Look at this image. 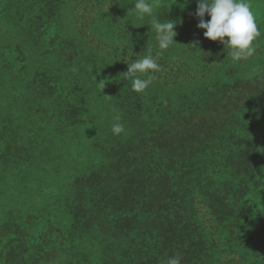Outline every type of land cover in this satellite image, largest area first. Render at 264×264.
Here are the masks:
<instances>
[{
  "label": "rangeland",
  "instance_id": "374dc122",
  "mask_svg": "<svg viewBox=\"0 0 264 264\" xmlns=\"http://www.w3.org/2000/svg\"><path fill=\"white\" fill-rule=\"evenodd\" d=\"M1 1L8 13L0 14V49L9 43V48L4 49L5 55L13 59L19 49L25 58L15 60L12 71L18 73H13L17 78L10 74V88L0 85V105H4L1 95H10V111L17 106L15 114L23 102L17 90L25 89L22 77L30 78L32 69L44 58L29 37L19 38L10 32L11 20L23 15L22 7L26 8L30 0H24L23 6V0ZM149 2L157 5L154 14L161 22H175L177 44L167 50H160L156 44L155 33L148 26L151 17L138 18L133 9L135 0H58L60 21L55 27L60 31L59 38L55 36L54 40L58 41L60 36L67 38L82 56L95 57L102 67L101 78L118 81L123 101L138 121L141 118L137 115L150 103H144L142 97H148L153 91L179 93L172 96L170 107H180L181 113L212 114L207 126L214 131L208 139L201 138L199 145V155L206 161L196 164L200 168H189L181 184L172 177L180 168L172 173L168 184L175 187L177 195L172 194L174 190L167 191L162 179L157 180L158 170L152 172L149 167L123 175L117 181L120 182L117 196L91 188L89 192L95 203L99 201L98 205L85 202V207L89 205L93 210L91 217L90 213L73 210L75 194L69 183L87 165L99 167L106 160L107 150L91 145L93 130L101 128L100 132H105L100 122L104 118L93 114L91 117L97 121L95 127L80 125L69 134L68 130L63 133L61 130L63 138L61 134L58 143L66 148H61L58 157H53L56 154L52 156L49 149L48 156L42 155L40 159L46 164L34 161L29 167L31 170L22 167L23 151L20 150L24 144H33L25 139L30 134L29 117L21 119L18 125L10 121L13 127L10 135L16 138L9 140L0 134V264H167L168 258L174 255L181 256V264H264V247L256 263L249 262V254L244 261L239 260L238 242L243 239L245 243L250 234L234 236L235 226L223 220L233 195L242 197L235 208L242 206L241 212L250 218L255 215L254 198L262 195L260 190L264 188V0H250L261 35L254 41L255 54L240 61H233L224 45L218 40H208L203 35L204 29L197 28V0ZM9 16L10 27H7L4 22ZM204 19L207 21L210 17L206 14ZM90 33L95 34L92 42ZM101 50L110 52V57L101 60ZM149 51L153 56L160 52L159 57L175 59L181 71L175 74L169 68H161L153 73V83L144 92L137 93L131 88V80L124 76L128 67L124 58L139 59ZM246 85H253V90L240 91ZM200 86L207 90H199ZM179 91H188L194 103L187 105L188 98ZM179 97L183 98L179 100ZM220 99L228 102V108H223L225 103ZM200 100L202 111L198 110ZM193 119L197 122V115ZM179 123L184 125L183 119ZM151 144L144 146L148 148ZM51 161L53 164L49 166ZM37 177L43 180L38 181ZM214 189L221 197L226 195L224 202L217 194L210 198ZM176 209L173 217L168 214L166 218L186 219L188 226L177 224L183 228V237H171L170 225L166 223L159 229L151 220L155 215L165 216ZM148 231L152 234H145Z\"/></svg>",
  "mask_w": 264,
  "mask_h": 264
},
{
  "label": "trees",
  "instance_id": "16d2710c",
  "mask_svg": "<svg viewBox=\"0 0 264 264\" xmlns=\"http://www.w3.org/2000/svg\"><path fill=\"white\" fill-rule=\"evenodd\" d=\"M21 4L24 5V0ZM22 8L23 15L11 20L10 32H13L14 36L19 38L29 37L34 42L35 47L41 49V55L44 58L38 62L36 68L32 69L33 73L30 78L26 77L28 75L22 77L26 82L25 89L24 91L17 90L19 98L23 102L22 106L18 104L20 108L15 114L14 110L17 106L10 111V95L8 97L1 95L4 105H0V134L3 137L9 140L10 137L16 138V136L10 135V129L13 128L10 121L18 125L21 119H26L27 115L29 117L28 130L30 134L25 139L33 141V144L20 146V150L23 151L22 167L27 169L33 165L34 161L38 164H46L40 159H42V155L48 156L49 149H52V156L53 153L56 154L53 157H58L61 154V148H66V145L58 143L61 141L60 135L63 131L68 130L67 133L74 131L80 125L86 127V125L90 126L91 124L95 127L97 121L91 116L99 114L101 118H104L100 122H102L105 132H100L101 128L100 130H93V143L91 145L99 150H107L106 160L101 162L99 167L89 164L88 167L73 176V180L69 183L72 187V193L75 194L73 202L76 203L73 205V210L78 209L90 213L91 216L93 210L89 209V205L85 207V202L99 204V201L95 203L93 196H91L89 192L91 188L105 190L106 194L117 196L115 193L119 192L118 186L120 185V182L117 181L123 175H132L135 171L141 172L144 167L151 168L152 172L158 170L157 180L162 179L161 181L165 183L167 191L174 190L172 194L177 195L175 187L168 184L171 178L173 177L174 181L181 184L184 182L185 172H189V168H200L196 164L206 161V158L199 155V145L202 142L201 138L208 139L214 131L212 127L207 126L208 119H212V114L202 115L198 113L196 114L198 121L195 122L193 118L196 115L192 112L184 114L181 113L180 107H170L172 96L179 95V93H172L173 95L164 93L166 94L164 95L161 92L153 91L148 97H142L144 103L148 101L150 103H148L149 105L146 103L143 111L137 115L138 118H141L138 121L135 113H132L125 104L126 102L123 101L122 91L120 93L118 88V81L115 78L108 79L107 77V80L101 78L102 67L97 64L95 57L82 56L81 51H77L72 47L71 40L67 38L60 36L58 41L54 40L55 36L59 38L60 31L59 28L55 27L60 21L58 0H50V2L30 0L27 7ZM2 12L8 13L3 2L0 3V14ZM20 12L22 13V11L16 13ZM1 22L0 19V26ZM4 25L10 27V16L5 18ZM5 33L8 34L7 31ZM3 36H6V34H3ZM89 38V41L92 42L95 39V34L90 33ZM88 44L90 45V43ZM6 47L9 48V43L6 44ZM6 47L0 49V57H2L0 59V85L4 89L10 88V74L12 78H17L13 73L17 74L18 72L12 71L15 60H25L22 51L19 49L13 59L5 55L4 49ZM90 47L93 48L92 45ZM66 49L69 50L65 52ZM111 50L114 52L116 49ZM104 51L101 50L103 52L101 60L110 57L111 53ZM19 56L22 57L18 58ZM158 60L163 70L169 68L175 74L181 71L175 59L159 57ZM41 64L43 67H39ZM47 68H51V70L49 71ZM252 86L246 85L240 91H252ZM202 87L200 86L199 90L205 92L207 89ZM187 92L182 91L180 95L182 94L184 98H188L190 103L187 105L190 106L194 102ZM183 97H179V100ZM204 97L206 98L205 94ZM8 98L9 101L7 102ZM220 102L225 103L223 99H220ZM200 104L198 110L202 107V100H200ZM227 105L228 102L225 103L223 108H226ZM93 110L97 112L93 113ZM219 112L217 110V114L220 115ZM24 113H26L25 117ZM117 115L122 118L120 123H126L124 125L125 133L121 135H114L111 130L112 124L116 122L115 117ZM182 119L184 125L179 123ZM149 142H152V144L146 148L144 144ZM182 145L190 146L185 149ZM40 150L43 151L38 152ZM52 164L53 161L50 162L49 166ZM178 168H180L179 173H176V176L173 175ZM260 173L262 174V171ZM171 175L173 176L171 177ZM262 176L264 177V174ZM94 179H96V182L93 181ZM36 180L42 181L43 179L37 177ZM260 191L263 196L260 195L254 198L257 204L255 215L251 218L241 212L242 206L235 208L242 201L241 196L236 197V195H233V200L229 204L231 206L227 207L224 212L223 220H228V224H231L232 227L235 226V229H232L234 236L240 237L250 234V237L245 239V243L243 239L238 242L241 249L240 261H244L247 254H249V262L256 263L264 247V188H261ZM216 194L217 198L221 197L217 189L211 191L209 196L211 198ZM221 198L224 202L226 195ZM239 210L240 212H238ZM177 211L178 209L168 211L165 216L159 215L157 217L155 215L151 218L152 223L158 226L159 229L167 223L173 228L171 237H183L184 232L181 231L183 228L177 224L184 225L187 221L184 217L174 221L172 219L173 212ZM237 212L238 214H236ZM168 214L172 216L170 219L166 218ZM133 218L137 219V217ZM186 226H188L187 223ZM184 228L186 229V227ZM126 234H129V232L127 231ZM145 234L152 233L148 231Z\"/></svg>",
  "mask_w": 264,
  "mask_h": 264
},
{
  "label": "clouds",
  "instance_id": "9594fccd",
  "mask_svg": "<svg viewBox=\"0 0 264 264\" xmlns=\"http://www.w3.org/2000/svg\"><path fill=\"white\" fill-rule=\"evenodd\" d=\"M157 6L149 0H135L133 9L138 18L143 20L145 16L151 17L150 31H154L156 44L160 50H167L177 44L174 41L176 32L175 22L160 19L154 14V7ZM207 14L210 19L205 21ZM195 16L199 22L197 28L204 29L203 35L211 41H219L230 54L233 61H240L253 56L256 52L254 41L261 35L255 15L252 11L250 0H197ZM227 37V39H225ZM160 52L155 56L151 54L131 60L125 59L128 65L124 76L131 80V88L137 93L144 92L155 80L153 73L161 71L158 63ZM75 70V69H73ZM144 77V78H142ZM112 124V133L121 135L125 133L120 117H115ZM181 256L174 255L168 258L167 264H181Z\"/></svg>",
  "mask_w": 264,
  "mask_h": 264
}]
</instances>
